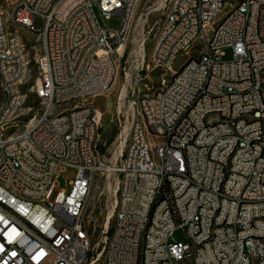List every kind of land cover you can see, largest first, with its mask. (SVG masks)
I'll use <instances>...</instances> for the list:
<instances>
[{
    "label": "built area",
    "instance_id": "1",
    "mask_svg": "<svg viewBox=\"0 0 264 264\" xmlns=\"http://www.w3.org/2000/svg\"><path fill=\"white\" fill-rule=\"evenodd\" d=\"M141 1L0 0V199L19 206L0 210V264H264V0H151L163 16L148 49L141 30L135 63L149 72L183 57L177 82L119 93L123 146L103 162L94 99L115 88ZM94 4L120 26L100 27ZM19 29L43 35L33 64ZM33 67L40 106L22 125ZM97 173L116 176L114 226L93 244L83 209Z\"/></svg>",
    "mask_w": 264,
    "mask_h": 264
},
{
    "label": "rangeland",
    "instance_id": "2",
    "mask_svg": "<svg viewBox=\"0 0 264 264\" xmlns=\"http://www.w3.org/2000/svg\"><path fill=\"white\" fill-rule=\"evenodd\" d=\"M151 0H142L137 6L134 13L129 39L123 55L118 62V75L115 88L102 96L94 99V105L101 111V122L99 129V138L97 141L98 149L100 150V157L103 162L113 160L114 153L118 150V126L113 122V116L116 112L117 105L115 103L121 90L126 88V98L136 96L144 92H151L160 87L162 79H170L171 74L161 69L138 70L135 63V47L142 35V29L150 30V34L145 42V47L148 49L152 43L153 36L161 22L163 14L153 10L150 4ZM5 5V4H4ZM138 11V12H137ZM94 16L102 28H118L121 22V16L112 13L106 16L100 12L98 7L93 5ZM5 18V11L2 16ZM37 26H40L42 21L37 19L35 21ZM5 27L12 29L10 24L4 23ZM20 33L27 41V50L32 60L34 56V48L38 46L36 37L24 29H19ZM110 44L114 46V42L109 40ZM231 57V49H224V59ZM183 61V57H178L175 60L174 66H178ZM173 66V67H174ZM36 77V69L32 68V77L28 84V99L26 101V117L23 118L22 125L26 122L28 115H31V110L28 106H33L34 109L40 106L38 100L35 98L33 91L30 89ZM76 170L74 168H65L59 174L58 185L60 187L69 189V182L74 178ZM115 187L116 176L115 174L97 173L92 181L90 192L86 198L83 209V219L87 228L88 234L93 244H95L103 235L105 227H108V234L111 233L114 226L113 211L115 208ZM112 211V216L107 223V216ZM107 223V225H106ZM173 240L184 241V233L181 229H177L173 234Z\"/></svg>",
    "mask_w": 264,
    "mask_h": 264
},
{
    "label": "bare ground",
    "instance_id": "3",
    "mask_svg": "<svg viewBox=\"0 0 264 264\" xmlns=\"http://www.w3.org/2000/svg\"><path fill=\"white\" fill-rule=\"evenodd\" d=\"M136 11V10H135ZM138 12V11H137ZM260 17H264V3L260 7ZM36 37L38 46L35 49L43 48V35H34ZM156 69V64H149V69ZM159 69L169 72L170 79L165 80V86H174L177 82L176 68L171 63H163ZM150 71V70H149ZM261 72H264V57L261 60ZM0 89H4V80H0ZM124 87L121 93H124ZM215 117L214 109H207L204 113V121H212ZM123 143L119 144L118 150L122 149ZM96 154V147H89L84 150V158L94 157ZM14 155H24V148H14ZM181 155L183 158H190V147H181ZM11 213H19V206H11V200L0 199V210H10ZM112 216V211L107 216V223ZM106 223V225H107ZM32 238H39V231H32ZM188 255H195V247H188Z\"/></svg>",
    "mask_w": 264,
    "mask_h": 264
}]
</instances>
